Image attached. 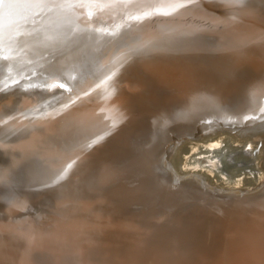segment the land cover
<instances>
[{
    "label": "bare ground",
    "instance_id": "obj_1",
    "mask_svg": "<svg viewBox=\"0 0 264 264\" xmlns=\"http://www.w3.org/2000/svg\"><path fill=\"white\" fill-rule=\"evenodd\" d=\"M219 3L220 0H200L198 4L182 8L171 17H145L134 22H131V17L143 16L148 6L128 3L127 0H95L83 6L78 5L76 0H70L59 7L49 5L42 9L22 10L9 17L5 43L10 47L6 48L0 44V55L8 57L7 60H0V121H7L0 124V163H3L0 165V180L3 181L0 195H5L6 193L1 192L11 188L9 194H14L19 189L22 179L18 184L16 181L19 178L17 173H20L23 182L26 181L27 195L31 199H26L21 193L11 202L13 213L24 205L21 222L12 219L10 222L14 223L0 222V230H22V237L19 239L5 236L0 240V264H33L30 259L18 260L16 244H31L28 236L39 234L41 228L44 232L47 227L52 228L48 231L50 235L46 231L41 233L43 239L35 241L33 246L62 251L58 257L60 261L58 264H88L86 262L90 256L84 258L80 255H88L89 239L94 241L93 244H108L104 248L108 253L101 261L103 264H108L109 255L118 250L120 252L122 249L119 246L124 244L128 245L132 253L126 257V264H264V121L243 120V116L257 115L259 107H264V54H257L252 49L247 50L245 46L240 45L233 26L246 21L231 22L229 19L236 15L232 10L235 6L224 4L219 6L217 5ZM243 15L244 13L240 11L239 16ZM135 23L141 27L137 26L135 29L131 25ZM82 36L91 38L97 36L111 42L116 40L115 38L140 37L143 38V41L140 39L142 46L154 44L161 51L163 45L180 41L185 48L184 51L192 52L196 47H200L195 53V61L198 62L197 59L203 57L207 66L196 65L194 68L182 57H170L169 52L160 56L158 53L155 57L141 60L138 52L143 54L142 50L139 47L134 49L135 45H131L121 56L122 69L118 74L122 75L120 77L125 81L128 80L126 88L133 89L135 93L128 96L126 91L116 88L120 97L109 101V108L102 111L93 107L105 106L100 96L108 95L112 89L110 86H100L97 89L96 84L90 82L83 86L79 85L81 87L76 89V84L83 82L80 81L82 71L78 63L80 59L78 40L83 38ZM214 38L218 43L208 44ZM203 39L206 41H202ZM115 43L114 41L113 44ZM228 44H232V48H226ZM51 46L54 54L46 52ZM69 46L73 49L70 54L55 58L58 55L55 52L64 54V49ZM207 46L214 47L208 50ZM105 58L109 62L114 57L109 54ZM53 59L55 69L50 63ZM212 61L217 63L213 65ZM241 63L243 65L239 66ZM134 64L136 66H133ZM201 68L204 70H200ZM135 70L150 76V80L158 77L162 82L159 84L157 78V82L154 80L157 85L165 86V89L172 88L175 92L168 95L169 100L166 98L164 100L159 92L163 87L158 88L156 85L158 92L153 95V103L146 104L150 100L146 101L148 97L143 100L145 99L142 98L143 93L141 90L138 92V89L142 85L145 86L147 81L136 79ZM249 72L256 80L253 85H248L246 81L239 82V86L234 85V76L239 74L242 76ZM44 73L50 76V81L46 80V84L42 81ZM124 75L127 77H123ZM58 78L65 82L64 88L75 87L76 93L61 101L58 99L59 96L55 95L51 101L56 103L53 110L44 106L40 113L32 115L27 110L28 107L36 103L39 105L46 103L43 90L48 91L51 88L55 93L60 91L54 86ZM217 81L219 87H214ZM211 88L221 95L224 104H221V107L216 105L212 112L210 109L199 111L206 100L202 99L193 105L192 98H205L204 90L209 91ZM169 90L171 94L172 91ZM200 92L202 94L199 96ZM81 94L85 95L84 98L88 96L86 98L90 97L95 102L97 100V103L92 104L93 107L90 106L92 111H89V115L85 112L86 117L82 116V109L78 106ZM160 97L163 100L158 102ZM86 98L83 100L88 102ZM216 102H219L217 96ZM190 107L197 112L192 111L197 119L186 123V118H189L186 117V112L191 110ZM157 109H162L165 114L158 115ZM82 119L86 121L84 124ZM165 119L171 120L175 125L168 127L163 133L157 125H162ZM152 120L160 122H157L156 126L147 123H153ZM20 124L26 126L20 127ZM82 125L83 128L87 127L83 129L86 132L95 128L105 130L107 136L117 142H124L126 136L135 132L133 141L127 142V148L123 144L118 147L116 144L114 147L116 151L127 155L128 158L122 161L129 162L126 169L120 172L107 168L103 163L102 152L98 148L91 152V156H84L87 152L83 149V153L82 148L78 151L73 142L68 151L63 140L67 138L63 136L71 134L74 140L76 133L82 130L80 129ZM242 130L253 133L255 148L252 154L257 155L251 159H258L255 168L259 169V174L262 173L260 176L257 174L241 176L243 170L240 169H232L226 173L227 170L213 164H205L210 166L205 167L192 162L197 157L195 153L200 151L199 146L202 145L196 140L214 141L213 138L222 132L224 134H221L218 140L223 135H227V141L230 136L239 139L242 137L239 134ZM86 134L84 132L83 135ZM68 140L66 142L71 143ZM188 141L189 148H186L184 145ZM219 142L220 140L218 144ZM215 147L217 148V146L212 148ZM189 151L193 156L189 160L190 168L185 159ZM32 159L37 160L41 166L33 165ZM112 159L113 162L119 161L118 156H112ZM49 161L60 165L47 166ZM199 166L204 167L194 169ZM50 168L51 173L56 176L64 169H67V176L74 170L73 168L82 171L83 175L78 180L83 190L81 193L77 192L83 197L76 199L83 201L77 202L83 211H78L74 201L66 199L68 196L65 195L66 197H61L57 203L58 210L56 206L54 207L55 210L51 214L53 222L40 224L36 217L25 209L27 204L30 205L29 209L31 205H35L33 197L39 194L36 185L38 182L39 185L44 184V176L46 171L50 174ZM215 169H219L218 172L222 170L223 173L219 174ZM156 170L162 175H156L157 177L153 175V171ZM87 171H91L94 176L89 177ZM117 174L123 179V188L119 191L108 183V180L114 182ZM163 174L169 176L165 188L168 187L170 192L160 193L159 197L162 198L164 205L162 208L165 210L158 216L163 222H174L178 219L184 225L182 230L163 228L161 222L152 226L151 219L119 217L121 213L116 202L140 203L142 191L145 196L149 195L150 188L147 184L157 188L162 182ZM226 175L229 177L227 181L224 179ZM135 183L141 184L140 187ZM72 185L76 187L75 182ZM48 188L49 186L46 190ZM99 199L106 200L101 204L98 203ZM70 211L72 212L70 214H74L78 219L67 218L66 214ZM78 213L80 218L76 217ZM51 215L48 219H51ZM58 220L65 223L58 224L55 222ZM24 230L26 234L23 233ZM207 236L212 238L215 247L206 242ZM223 236L224 241L221 240ZM175 239L179 244H176ZM219 246L222 247L220 249L222 252H219ZM116 247L119 248L115 250ZM66 252L74 255L70 261H66L65 256H69ZM54 257L56 258L55 255ZM36 259L35 257V261ZM123 262L121 264H125Z\"/></svg>",
    "mask_w": 264,
    "mask_h": 264
},
{
    "label": "rangeland",
    "instance_id": "obj_2",
    "mask_svg": "<svg viewBox=\"0 0 264 264\" xmlns=\"http://www.w3.org/2000/svg\"><path fill=\"white\" fill-rule=\"evenodd\" d=\"M131 22H134V20L131 19ZM131 25L135 29L138 28L137 26H140V24H137V23L131 24ZM115 39L116 40H112L113 42H111L110 40L108 41V40H105V39H103L101 37L93 36V38H91V36H88V37L80 38L78 40L79 47H80L79 48V50H80V59H79V62L78 63L79 64H80V62L82 63V64H80V70L82 68L84 69L85 67H88V70L86 72H81L80 73V74H83V75H81L82 78L80 80V81H83V82L81 84H78V85L76 84V89H78V87H81L79 85H82L83 86L84 84L90 83V82H92L93 84H96L97 89L100 86H110L112 88L108 92V95H106V96H100L99 95L100 98H101L100 100L103 101L104 104H105V106H103L102 108L100 106L93 107L92 104L94 105L95 103H97V100L95 102L92 98H90V97L89 98H86V97H88V96H86L85 98L88 99L87 100L89 102L88 103V102H86V100H83V99H85L84 98L85 95L84 94H81V96L79 98L80 101L78 103V106L80 107V109H82L81 111L83 113L82 116L84 115L83 117H86L87 115H89V113H90L89 111H92L90 106H92L93 108H99L102 111L107 110V108H109L108 102L111 101L112 99H115L117 97H120L119 94H118V92L115 90L116 88H120L122 91H126L128 93V96H130L129 95L130 93L131 94L132 93H135V91L133 89H127L126 88V86L128 84V82H127L128 80L125 81L124 78L120 77L122 75H119L118 74V73H121V69H122L121 68V65H120L121 56H123L125 54V52L127 51V49L131 45H135V46H133L134 49L136 47H139L142 50L143 54H141V52H138V54L140 53V55H139L140 57L139 58H142L141 60H146L147 57H148V59L150 57L151 58L152 57H155L158 53H159L158 56H160V54H164L165 55L166 54L165 52H169L170 54H168V55L170 57H173V58L175 56L182 57L183 60L186 63L190 64L194 68L196 67V65H198V67H202L203 64L207 66V62L203 59V57L201 59H197L198 62L195 61V55H196L195 53L198 50V48H200V47H196V49L194 51H192V52L190 50H188L187 48L186 49L189 52L188 51H184L185 48L182 47V45L179 43L180 41L179 42H173L172 41V44L163 45V47H162L163 48V51H161V49L158 48V46H155L154 44H151V45H145L144 44L145 47L142 46L140 44L141 43L140 42V39L143 41V38H140V37L139 38H134L133 36H128L126 38H120V39L115 38ZM114 41L116 42L115 44H113ZM202 41H206V40L203 39ZM210 43H214L216 45V43H218V41L214 38V39H211V41L208 44H210ZM228 45L229 46H226V48L227 47L232 48V46H233L232 44H228ZM212 47H214V46H207V49L209 50ZM51 49H52V46L49 47L46 50V52L47 53H50L51 52V54H54ZM72 50L73 49H71V47L69 46L66 49H64V54H61L59 52H55L56 54H58L55 58H62L64 56H67L68 54H70L72 52ZM132 50L133 49H131V50L129 49V51H132ZM154 51H156V53H154ZM226 52L228 54V51L227 50H225V53ZM38 53L39 52H36V54H38ZM109 54L113 55L114 58L113 59H110V61L108 62L107 61V58H105V57H108ZM54 59L50 63H52V67L55 69L56 67H54V65H53ZM241 65H243V64L241 63L239 66H241ZM133 66H136V64H134ZM133 69H135V68H133ZM200 70H204V68H201ZM135 71H137V70H135ZM137 73L141 74L142 76L139 75V74H137ZM135 74L137 76L136 79L137 78H141V79H144V81H147V82L150 81L149 82L150 84L147 83V82H145V86L142 85V87L138 89V92H140V90H141V93H143V97L142 98H145L143 100H146L147 97H148V99L146 101L150 100L146 104L153 103L152 102L153 95L158 92L157 86H158V88L163 87V90H160L159 91L160 94H161V97L164 98V100H165V98L168 99V100L170 99L169 96L172 95V93H173L174 90H172V88H168L167 87L168 90L171 89V91H172L171 94H169L170 90L168 91L167 88L165 89V86L157 85L154 82V80H156V82H157V78L158 77H156V78L153 77V78H151L152 80H150V76H145L144 74H142V71H139V72L137 71ZM247 74H248V77H250V78L245 79L244 81H246L248 85H253L256 80H254V78L252 77V73L251 72H249ZM42 77H43L42 81L44 82V84H46V80L47 81H50L49 80L50 79L49 74L44 73ZM123 77H127V76L124 75ZM143 77H145V78H143ZM56 81H58V82H56L54 84V86H56L60 91L57 92V93H55V92L52 91L51 88L48 91L47 90L46 91L43 90V92H44V99L46 100V103L45 104L43 103V105H39L38 103H36V104L28 107L27 110H29V112L32 115H35V114L40 113L41 110H42V108L43 109L45 108L44 106H48L49 110H53L55 108V104L56 103H51V101H52V98L55 97V95H58L59 96L58 99H60V101H61V99L65 98V97L70 98V97L73 96L72 94L76 93L75 92V87L70 88L68 86L66 88H60L59 87L60 83L66 85L65 82H63L60 78L56 79ZM160 82H162V81L158 78V83L160 84ZM207 82H209V81H207ZM234 85H236V82H234ZM153 86H156V87H153ZM214 87H219V82L218 81H217V83H216V85ZM215 92L216 91H212V88L209 89V91H207L206 89L204 90V96H205L204 99L206 101H205L204 105L200 106L199 111H206V110H209L210 109V111L212 112V109L216 106L215 105L216 96H217V101H220L221 100V95L218 92H216V93ZM201 94H202V92L199 93V96ZM162 95H164V97ZM161 97H160V100H158V102H160L161 100H163V99H161ZM172 97H171V99H173ZM209 98L214 103H210L209 102ZM89 99H91V100H89ZM145 102H143V104ZM86 103H88L89 105L88 104L86 105ZM154 103H156V102H154ZM199 105H200V103H199ZM20 108H21V105L19 104L18 109H20ZM190 109L191 110H189L188 112H186V117L187 116L189 117V118H186V120H185L186 123H190V122L194 121V119H197V117L194 116L195 113H197V112L194 109H192L191 107H190ZM83 110H84V112H83ZM155 111L156 110H154V112ZM192 111L195 112L194 115H193ZM85 112L87 113V115L85 114ZM156 112H158L157 113L158 115H159V113L165 114L162 109H157ZM5 118L7 120L9 119L7 117H5ZM84 120L82 119L81 121L83 122ZM152 121H153V123L152 122H147V123H149V124L151 123V125L154 124L153 126H156L157 125V122L158 123L160 122V121H157L156 122V120L155 121L152 120ZM174 121L176 122V120H174ZM85 122L86 121H84L82 124H84ZM112 124L113 123H111V125ZM173 125H175L174 122H172L169 119H165L164 123H162V125H157V127H158V129H160V131H163V133H164L166 131V129H168V127L171 128V126H173ZM19 126L20 127H25L26 125L25 124H20ZM83 126L84 125L80 126V129H82V130L78 131L79 133H76L77 136H74V140H73V137H71L72 136L71 134H67V135L63 136V138H65V137L67 138V139H63V140H65V143L67 144V145H64V143H63L64 147L66 149H68V151H69V149L75 143L74 146H75V148L78 151H81L82 150V152H83V149H84V151L87 152L86 155L84 154V156H91V154L93 152H95L96 148H98L102 152V157L104 159V162L103 163H104V165L107 168H111V170L112 169L119 170L120 172H122L123 169H126L125 167L129 164V162L126 161V162L122 163V161H123V159L128 158L127 155L126 154H122L119 151H116L114 149V147L116 146V144H117V147L118 146H121V144H123V145H125V148H127V144H128L127 142H132L133 141V138L135 136V132H132L131 134H129L128 136H126L124 138L125 139L124 142L123 141L117 142L116 140H113L112 137L109 138L107 136V133H106L105 130L101 131L99 128L96 129L95 127H92V128H95V129H92V131L87 130L89 132H86V131H83V129L85 130L87 127H84L83 128ZM84 132H85V134L86 133L87 134L86 135H83ZM79 134H80V136H82L81 139H80ZM97 137H101L102 139H100L98 143L91 144V140L92 139H96ZM68 139L69 140L71 139L70 140L71 143L66 142ZM80 140H82L83 142L82 141L80 142ZM84 141H85V143H84ZM80 143H82V145ZM86 145H87L88 148L86 147ZM112 156H118L119 161L113 162ZM23 162L26 163L24 159H23ZM27 162H31V161H27ZM32 163H34L33 165H37L38 167L41 166L40 163L37 160L33 161V159H32ZM0 165H3V163H0ZM46 165L47 166H57V165H60V164H58L56 162L49 161ZM46 165H44V167H47ZM58 168H61V167H58ZM73 169L74 170H72L71 173H68V176L67 175L64 176V179L61 180L59 183H55V184L53 183V180L55 179L56 175H53L51 173L52 172L51 171L52 170L51 168L49 169L50 170V174L46 171V174L44 176V184L43 185H39L40 183L37 181L38 180V178H37L36 182H38L37 183L38 185H36V187L38 186V193L39 194H37V196L35 195L33 197V202H35L33 204H35V205H33V206L31 205V209H29L28 207L30 205L27 204L25 211H30L31 212L30 215H33L34 217H36L37 221L40 224H45V223L48 224L50 222H53L52 215L51 214L55 210L54 207L56 206V208L58 210L57 203L60 200V198L63 197V196H65V195L68 196V197L65 196L66 199L73 200L74 201V204L76 205L75 207L77 208L78 211H80V212L83 211V208L81 209V206L79 205L80 203L79 204L77 203V202H83L82 200L81 201L78 200L79 198L82 199V197H83V196H81V197L79 196V194L83 190V188L81 189V187H83V186L80 183V181L78 180V178L82 177L83 174H82V171L81 170L76 169V168H73ZM34 170H36V169H34ZM46 170H48V169H46ZM36 171H38V170H36ZM158 172L159 171H157V170L156 171H153V175H155V176L156 175H162V174H159ZM17 174H19L18 175L19 178L16 181L17 184L22 179V182L19 183V189H17L14 194H12V193L9 194V191L12 188L10 190H8V191L1 192V193H6V194L5 195H0V222H2V221L3 222H10V219H12L15 222H19V221L21 222L23 220V217H21V216L23 215V212H24V205L21 206L20 208H18L17 209V212L13 213L12 212L13 209H12L11 202L14 200V198H16L21 193H23L22 196L26 197V199H31L27 195L28 192H27V189H26V181L23 182L22 175L20 173H17ZM38 175H39V173H37V176ZM88 176L89 177H93L94 174L92 175L91 171H89L88 172ZM66 177H68V178H66ZM168 177H169L168 175L165 176L163 174L162 182H160V185L157 188H154L150 184L149 185L147 184V186L150 188L149 195H146L145 196V193L141 190L142 191V194H141L142 196H140L141 197V202L138 203V204L118 203V202H116V206H117L119 212L121 213L119 215V217L126 216L129 219L130 218L131 219L132 218H138V217L146 218V220H150L151 219L152 226H154V224H157V222H161L164 225V226H162L163 228L182 230V226H184V225L178 219L175 220L174 222H172V221L163 222V220H161L160 217L158 216L159 213H161V212H163L165 210L164 208H162L164 205H163V202H162V198L159 197L160 196V193L166 194V193L170 192V191H168L169 190L168 187L165 188V186L168 185V179H167ZM67 179H68V181H67ZM113 181L114 182L111 183V181L108 180V183L111 186H115L114 187L115 190H117V191L122 190V188H123V183H122L123 179L120 178L119 174H117L116 178ZM73 182H75L76 187L74 185L71 186V184H73ZM100 183H102V182H100ZM33 184H36V183H33ZM135 185H137L138 187H140L141 184L139 185L138 183H135ZM48 186H49V188L46 190V188ZM72 188H74V189H72ZM77 191H79L80 193H78ZM75 194H78V195H75ZM76 196H78V197H76ZM76 198H78V199H76ZM35 199H36V201H35ZM104 200H106V199H104ZM104 200H100L99 199L98 200V203H101L102 204V203H104ZM101 201H103V202H101ZM70 213H72V212L70 211L68 214H66V217L67 218H73V220L78 219V218H75V215L74 214H70ZM56 214L58 215V213H56ZM50 215H51V219L50 218L48 219V216L50 217ZM78 215H79V213H78ZM78 215L76 217H79L80 218V215L79 216ZM60 216L61 215H59V217ZM55 222L58 223V224H64L65 223V221H59V220L58 221H55ZM62 222H64V223H62ZM10 223H14V222L11 221ZM17 224L19 225V223H17ZM163 228H162V230H163ZM46 229L47 230H45V231L47 232L48 235H50V233L48 231H50L52 228L47 227ZM45 231L43 232V228H41V230L39 231V234L38 233H36L34 235H31L30 234L28 236V238L31 240V244L32 245L29 244V243L28 244H16V246L18 247V254H17L18 260H21V259H30V260L33 261V264H58V262H60L59 259H58V257L61 255V252L62 251H60V250H54L53 251V249L52 250H49L48 247H35V246H33V243L35 241H38V240H42L43 239L42 236H41V233H45ZM21 232H22V230H15V229L0 230V240H2L3 237H5V236L6 237H9V238L19 239L20 237H22L21 236V234H22ZM23 233L26 234V231L24 230ZM221 240L224 241L225 240V237L223 236V238ZM92 241H91V239L88 240V242H89L88 248L90 249L88 255L87 256L80 255V257L87 258V257L90 256V259H88L87 262H86L88 264H99V263L100 264H103L104 262H101V261L104 258V256L107 255L106 253H108L107 251L105 252V249L104 248L108 244H106V243H105L106 245H104L103 243L93 244L94 241L93 242ZM174 241L176 242V244H179L176 239ZM206 242L208 244H210L211 246L215 247L214 246V242L212 241V238L210 239L207 236ZM84 243L86 244L87 241H85ZM109 245L110 246L112 245V241H110ZM124 245L119 246L122 249V250H120V252L122 251L121 253L118 250L119 253L117 251H115L114 252L115 255H114V253L112 255H109V262H108V264H111V263L112 264H121V262H123L124 260H125V262H123V263H125V264L127 263L126 262V257L129 256V255H131L132 253H131L130 249L128 248V245H125V247H124ZM119 247H116L115 250L118 249ZM126 248H127V250H126ZM221 248L222 247L219 246V252H222L223 251V250H220ZM125 253L127 255H125ZM67 254L69 256H65L66 261H70L73 258L74 255L71 256L69 253H67ZM116 254H118V255L121 254V255H120V257L117 255L118 256L117 257ZM54 255L56 256V258L54 257ZM35 257L37 258L36 261H35ZM119 259H121L123 261H121ZM96 260L98 261V263H96Z\"/></svg>",
    "mask_w": 264,
    "mask_h": 264
},
{
    "label": "water",
    "instance_id": "obj_3",
    "mask_svg": "<svg viewBox=\"0 0 264 264\" xmlns=\"http://www.w3.org/2000/svg\"><path fill=\"white\" fill-rule=\"evenodd\" d=\"M217 5H223L222 3H219ZM232 10L236 12V17L233 19H229L231 22H236L234 20H243L246 21L244 23L235 24L233 26L236 31V36L237 40L240 41L241 46H245V48L248 50L252 49L253 51L257 52V54H264V0H250V4L247 7L240 8V7H232ZM242 11L244 15L241 17L239 16V12ZM231 27V25H230ZM234 32V31H233ZM234 36V35H233ZM213 65L216 64V61H212ZM80 64H82L80 62ZM86 68H82V72H86L88 70H85ZM83 75V74H81ZM248 74L245 73L242 76L237 75L233 77L234 82H236L239 86V82L241 81L244 82L245 79H248ZM241 88V87H239ZM240 91V89H239ZM223 100H220L218 103L216 102L215 105L217 107H221V104L223 103ZM179 115V113H178ZM246 131V132H245ZM245 133V134H242ZM221 134H224L223 132L220 133L217 137H214V141H198L196 142L201 143L202 145L199 146L200 151H197L195 153L196 158L192 160L193 163H200L201 165H204L205 167H210L205 164H213L214 166H217L218 168H221L222 170H227L226 173H229L232 169H240L243 170L242 173L240 174L241 176L243 174H250V175H261L262 173H258L259 169L255 168L258 159L254 158L253 160L251 159L253 156L256 157V153H253L254 150V136L253 133L248 130H242L239 132L242 137H239V139L235 137H231L227 141L226 136L223 135L222 138L218 144V137H220ZM244 135V136H243ZM253 138V140L251 139ZM186 148H189V141L185 143L184 145ZM217 146V148L214 147ZM243 154V155H242ZM243 156L245 159L243 158ZM193 158L191 155V152L189 151L186 160L188 161V168L189 163ZM255 160V161H254ZM233 162V163H232ZM204 166H199V167H194V169L202 168ZM220 169V170H221ZM219 169H215V171L219 174L223 173L222 170L218 172ZM227 177L222 176V179L227 181L229 178L228 175ZM240 177V176H239ZM259 178V177H258ZM231 183V182H230ZM233 183V182H232Z\"/></svg>",
    "mask_w": 264,
    "mask_h": 264
},
{
    "label": "snow or ice",
    "instance_id": "obj_4",
    "mask_svg": "<svg viewBox=\"0 0 264 264\" xmlns=\"http://www.w3.org/2000/svg\"><path fill=\"white\" fill-rule=\"evenodd\" d=\"M70 0H0V44L4 47H10L9 44L5 43V34L9 26V17L13 13H19L23 11H31L37 8H45L49 5L52 7H59L63 4L69 3ZM95 0H76V3L83 6L85 3H93ZM128 3L134 4H146L148 10L144 11L143 16L131 17L132 20L141 21L145 17L154 18L156 16L171 17L178 13L182 8H188L192 5H196L200 0H127ZM220 2L226 6H235L244 8L250 4V0H220ZM51 11V8L49 9ZM91 17V13H89ZM235 19V17H233ZM33 35V34H30ZM7 56L0 55V60H7ZM60 88H64V84L59 85ZM202 97H193L191 103L195 105ZM210 103H214L210 100ZM257 115L243 116V120L247 122L248 120H261L264 121V107H259ZM107 119V117H105ZM7 123V121H0V124ZM101 137L91 140V144L98 143ZM90 146V145H89ZM71 167V165H69ZM67 169L61 171L53 180V183H59L64 179ZM0 187H3V181L0 180Z\"/></svg>",
    "mask_w": 264,
    "mask_h": 264
}]
</instances>
